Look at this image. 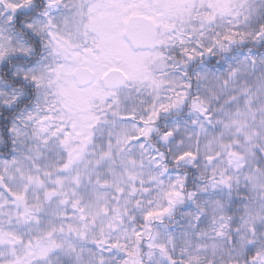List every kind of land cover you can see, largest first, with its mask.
Masks as SVG:
<instances>
[{
	"label": "rangeland",
	"instance_id": "1",
	"mask_svg": "<svg viewBox=\"0 0 264 264\" xmlns=\"http://www.w3.org/2000/svg\"><path fill=\"white\" fill-rule=\"evenodd\" d=\"M32 1L0 0V107L13 110L7 144L0 132V264H264V53L189 70L136 51L125 27L144 9L163 45L199 60L227 39L261 44L251 0ZM27 9L36 49L14 25ZM80 66L92 86L76 84ZM114 69L129 81L112 93L102 79ZM15 76L35 86L21 107ZM162 110L174 115L162 141L199 172L187 206L183 174L145 139Z\"/></svg>",
	"mask_w": 264,
	"mask_h": 264
},
{
	"label": "trees",
	"instance_id": "2",
	"mask_svg": "<svg viewBox=\"0 0 264 264\" xmlns=\"http://www.w3.org/2000/svg\"><path fill=\"white\" fill-rule=\"evenodd\" d=\"M250 14H251L250 21L247 20L250 22L248 26H250L253 31L260 33L262 35V39H264V0H251ZM30 15H31L30 9L17 12L15 16V20H14V25L16 27V30L20 31L21 34L25 37L26 41L30 43V45L33 48L36 49L37 47L36 43L38 42L39 39H37L36 37L34 38L32 33L30 32L31 33L30 34L29 31L26 30L27 26L23 27L22 26L24 25L23 23L21 25V22L24 19H26L25 21L28 22V20L30 19ZM256 43L257 41H254L251 39L236 40V41L232 39H227L226 42L224 43L222 42L220 44L217 52H213L212 54L208 55L205 58L206 60H208V64H210L211 67L214 68V66L216 65V68H217L218 64L223 66V64L225 63L227 64L228 62H231L234 56H237V57L242 56L246 54L247 51L254 52L255 54L264 53V40L261 41L260 42L261 44L259 45H257ZM178 55L179 54L176 53V59H179L181 62L185 63V65L187 66L189 70L190 69L192 70V68L195 67L196 59L189 58L187 56H186L187 58L178 57ZM14 60L15 58L9 62H6L2 68L7 71V69L11 66ZM201 60L204 62L205 59H201ZM4 74H7V73H4ZM5 76H8V75H5ZM5 79L7 80V82H9L11 86L19 88L23 93L27 94L25 98L22 99L21 102L16 104V106L21 107V105H23L26 99L27 100L30 99V98H27L28 96H30V93L32 96L34 95L33 90L35 86L32 85V83L28 82V80H23L16 76L13 77L12 79H8L7 77ZM12 111L13 110L10 108L0 107V132L3 136V139H4L3 142L5 144H7L5 139L9 138L8 132H10L11 134V129L9 127H10V118H13ZM16 111L17 110L15 108L14 112ZM173 118H174V115L165 116L164 111L162 110L160 113V116L155 120L156 123L153 125V127H155V130L153 131V133L145 135V139L155 151L159 152L163 156L164 164L169 170L173 172H181L183 174L185 178V181H184L185 186L183 187V195H184L183 202L185 206H187L192 202L193 192L196 188V185L199 182V178H198L199 172L196 166H190L187 164L185 160L176 158L174 154L172 153V151L168 148L167 144L162 141V138L165 137L168 133L167 125L169 124L171 120H173ZM8 119H9V123H8ZM164 141L166 140L164 139ZM4 148H5V145H3V147H0V155L4 153ZM236 203L239 204L240 201L237 202L236 200ZM173 211H174L173 214L171 213L172 216L177 217L178 208H176ZM234 212H235L234 206H232L231 215H234ZM231 215L229 216L230 220L232 217ZM243 218H244V214L243 215L239 214V209L237 205V217L235 220L241 221ZM159 252L160 251H158L157 249H154V253H159ZM251 252L252 251L250 250L247 255H249ZM251 255L253 256L252 253ZM140 264H149V263H146V261L144 260Z\"/></svg>",
	"mask_w": 264,
	"mask_h": 264
},
{
	"label": "water",
	"instance_id": "3",
	"mask_svg": "<svg viewBox=\"0 0 264 264\" xmlns=\"http://www.w3.org/2000/svg\"><path fill=\"white\" fill-rule=\"evenodd\" d=\"M127 36L130 38L136 49L154 50L156 47V26L151 21L138 18L129 28ZM76 83L80 87H86L95 80V73L89 69L76 68L74 71ZM128 78L121 71H110L103 78V85L108 90L120 89L126 85ZM208 159L207 163L211 164Z\"/></svg>",
	"mask_w": 264,
	"mask_h": 264
},
{
	"label": "flooded vegetation",
	"instance_id": "4",
	"mask_svg": "<svg viewBox=\"0 0 264 264\" xmlns=\"http://www.w3.org/2000/svg\"><path fill=\"white\" fill-rule=\"evenodd\" d=\"M141 1H145L147 2L148 4H152L154 2V0H141ZM33 5L34 6H37L36 5V0H33ZM138 18H143V19H149L151 20L152 22L153 19L151 18V16H149V14L143 9V11L141 10L140 11V14L137 15V16H131L129 17L128 21L125 22V27H126V31L128 29V27H130ZM127 35V33H126ZM127 42L134 48V45L132 43V41L130 39H128L127 37ZM163 38H161L160 36V32H159V28L157 27V36H156V48L154 50H138V49H135L136 51H139V52H154V51H160V52H163L165 53V55L167 56L168 59L170 58H173L174 60L173 61H178L176 59V53L180 54V52L178 51H173L172 47H171V42H168V45H163ZM206 57V56H205ZM205 57L203 58H200L196 63H195V66L197 69H201V68H207L210 67V64H208V60H204V62L201 60V59H205ZM203 62V63H202ZM82 67V66H80ZM116 91H119V90H114V91H110L112 93L116 92Z\"/></svg>",
	"mask_w": 264,
	"mask_h": 264
}]
</instances>
